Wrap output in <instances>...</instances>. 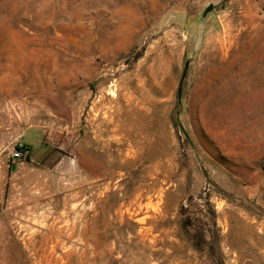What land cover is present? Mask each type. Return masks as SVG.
Masks as SVG:
<instances>
[{"label":"rangeland","instance_id":"rangeland-1","mask_svg":"<svg viewBox=\"0 0 264 264\" xmlns=\"http://www.w3.org/2000/svg\"><path fill=\"white\" fill-rule=\"evenodd\" d=\"M0 264H264V0H0Z\"/></svg>","mask_w":264,"mask_h":264},{"label":"built area","instance_id":"built-area-1","mask_svg":"<svg viewBox=\"0 0 264 264\" xmlns=\"http://www.w3.org/2000/svg\"><path fill=\"white\" fill-rule=\"evenodd\" d=\"M29 155L30 151L21 144L13 151V157L16 159H26Z\"/></svg>","mask_w":264,"mask_h":264},{"label":"bare ground","instance_id":"bare-ground-1","mask_svg":"<svg viewBox=\"0 0 264 264\" xmlns=\"http://www.w3.org/2000/svg\"><path fill=\"white\" fill-rule=\"evenodd\" d=\"M113 87H114V89H112V90H110V96L113 98L112 100H114L115 99V97H116V90H115V86L113 85ZM109 124V123H108Z\"/></svg>","mask_w":264,"mask_h":264}]
</instances>
